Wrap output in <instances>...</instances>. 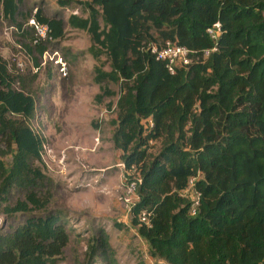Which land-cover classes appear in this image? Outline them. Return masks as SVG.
Segmentation results:
<instances>
[{
    "label": "trees",
    "instance_id": "obj_1",
    "mask_svg": "<svg viewBox=\"0 0 264 264\" xmlns=\"http://www.w3.org/2000/svg\"><path fill=\"white\" fill-rule=\"evenodd\" d=\"M55 2L75 3L87 15L70 13L64 21L36 7L28 17L46 25V40L62 38L65 23L84 30L96 47L92 56L103 52L108 60V70L93 68L94 82L121 81L112 138L124 167L139 170L131 213L149 255L166 264H264V0ZM19 3L0 0L3 17L25 37ZM33 39L22 45L37 68L45 39ZM165 41L188 49L191 62L169 73L150 51ZM34 78L12 73L0 56V214L22 217L0 227V264H57L69 240L33 163L43 142L29 125ZM112 94L102 88L95 97ZM157 138L161 149L147 162V144ZM190 176L199 192L194 215L180 194ZM12 190L21 194L10 201ZM143 208L151 212L149 226L135 218ZM97 260L118 264L103 231L76 264Z\"/></svg>",
    "mask_w": 264,
    "mask_h": 264
},
{
    "label": "rangeland",
    "instance_id": "obj_2",
    "mask_svg": "<svg viewBox=\"0 0 264 264\" xmlns=\"http://www.w3.org/2000/svg\"><path fill=\"white\" fill-rule=\"evenodd\" d=\"M19 1L16 21L27 33L22 37V32L3 17L0 4V56L12 73L24 75L27 80L35 75L27 90L35 100V114L29 125L43 137V142L40 162L33 163L40 167L52 195L48 209L60 213L69 239L57 264L84 261L86 245L99 231L105 234L118 264H147L148 245L137 234V224L123 200L124 179L137 178L139 170L124 167L122 151L114 146L112 138L121 81H104L100 85L94 82L95 66L109 69L106 55L101 52L94 58L92 51L96 47L88 33L66 23L62 38L51 41L45 38L46 49L39 57V66L34 67L22 44L26 38L34 37L28 16L35 8L40 7L48 17L58 15L64 21L70 13L85 17L87 12L75 3L59 7L55 0ZM98 23L101 26L99 18ZM59 58L64 63V75L53 61ZM102 88L114 94L98 100L95 95ZM162 141L157 138L148 142L147 162L161 149ZM1 159L9 166V154ZM20 194L12 190L10 201ZM21 218L18 215L6 220L0 214V227L9 228L8 223L14 225ZM95 264L101 262L97 260Z\"/></svg>",
    "mask_w": 264,
    "mask_h": 264
},
{
    "label": "built area",
    "instance_id": "obj_3",
    "mask_svg": "<svg viewBox=\"0 0 264 264\" xmlns=\"http://www.w3.org/2000/svg\"><path fill=\"white\" fill-rule=\"evenodd\" d=\"M28 24L33 28L34 31V39L33 43L43 40L46 38L47 27L44 24H39L35 22L32 18L28 20ZM207 34L215 39L216 38V30L214 28H207ZM150 51L155 55V58L164 62L166 70L169 73H173L177 68H184L191 62V58L189 56V50L185 47L176 45L175 43H171L169 41H165L163 45L160 47H151ZM208 51H204V54H207ZM54 63L58 66V71L65 74L64 63L61 59H54ZM148 127H151V121H147ZM147 127V126H146ZM198 176V174H197ZM197 176H190L187 179L186 186L184 189L180 191L182 196H185L189 200V208L188 214L194 215L196 212V208L198 206L199 192L194 188V182ZM125 180V197L124 203L131 213V207L135 205V203L139 200V196L137 193V184L140 182L139 177L134 179H124ZM151 212L147 209H140L135 213V218L137 220L138 225L143 224L145 226H149ZM147 264H166L162 259L154 258L149 256L147 258Z\"/></svg>",
    "mask_w": 264,
    "mask_h": 264
}]
</instances>
